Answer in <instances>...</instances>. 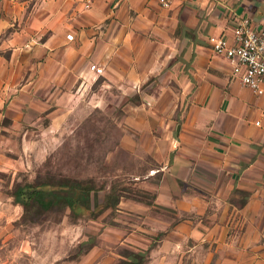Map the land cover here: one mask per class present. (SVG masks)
<instances>
[{"label": "crops", "instance_id": "1", "mask_svg": "<svg viewBox=\"0 0 264 264\" xmlns=\"http://www.w3.org/2000/svg\"><path fill=\"white\" fill-rule=\"evenodd\" d=\"M170 2L0 0V34L12 31L10 55L0 57V126L4 118L10 126L0 129V171L19 162L5 151L60 139L70 110L104 108L109 88L130 89L165 68L182 116L159 122L163 134H151L136 156L148 167L137 185L154 204L134 203L145 225L135 232L140 251L125 254H145L147 236L162 233L151 264H264V94L242 86L207 44L210 36L231 40L245 18L260 29L264 0ZM160 48L165 58L156 64ZM167 209L178 214L166 216Z\"/></svg>", "mask_w": 264, "mask_h": 264}, {"label": "rangeland", "instance_id": "2", "mask_svg": "<svg viewBox=\"0 0 264 264\" xmlns=\"http://www.w3.org/2000/svg\"><path fill=\"white\" fill-rule=\"evenodd\" d=\"M11 32L4 30L0 34L3 60L10 55L11 48L5 42ZM158 56L156 64L165 58V51ZM149 63V59L143 60L144 65ZM4 68L0 73L6 72ZM165 72L164 68L130 89L109 88L102 101L104 108L85 105L70 110L56 142L42 143L32 151H5L19 162L0 171V264H117L125 251H140L135 232L140 234L139 228L145 224L142 214L133 210L134 203L152 205L154 194L137 185L146 180L148 167L136 156L142 155L151 134H163L157 127L159 122L173 119L178 123L182 116L175 84L165 78ZM102 81L95 87H100ZM4 112L0 109V119ZM2 124L10 128L5 118L0 129ZM169 133L171 138L176 135L175 125ZM171 142L166 145L167 154L173 150ZM163 151L162 144L159 153ZM160 178V174H154L149 179L156 185ZM63 179L91 182L97 208L78 215L54 211L24 219L22 208L12 198L14 187L25 183L55 184ZM112 193L119 197L118 205L104 209L103 202ZM156 212L151 209L146 213ZM173 213L178 214L168 209L164 212L170 217ZM161 235L147 236L148 254L143 264H151L150 251Z\"/></svg>", "mask_w": 264, "mask_h": 264}, {"label": "trees", "instance_id": "3", "mask_svg": "<svg viewBox=\"0 0 264 264\" xmlns=\"http://www.w3.org/2000/svg\"><path fill=\"white\" fill-rule=\"evenodd\" d=\"M95 188L91 182L63 179L55 184L25 183L14 187L12 198L16 205L23 210V218L48 212L69 211L78 215L82 211L97 208ZM116 194V193H115ZM110 194L103 202V208H114L118 205L119 197ZM147 253L138 256L126 254L117 264H143Z\"/></svg>", "mask_w": 264, "mask_h": 264}, {"label": "built area", "instance_id": "4", "mask_svg": "<svg viewBox=\"0 0 264 264\" xmlns=\"http://www.w3.org/2000/svg\"><path fill=\"white\" fill-rule=\"evenodd\" d=\"M169 8L170 0H158ZM68 40L72 36H67ZM207 44L212 52L232 65V75L240 84L258 96L264 94V25L255 30L249 19H242L232 28V39L210 36ZM101 75L103 70L96 69Z\"/></svg>", "mask_w": 264, "mask_h": 264}]
</instances>
